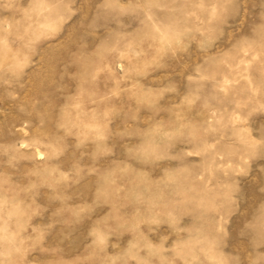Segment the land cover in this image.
<instances>
[{"label":"rangeland","instance_id":"374dc122","mask_svg":"<svg viewBox=\"0 0 264 264\" xmlns=\"http://www.w3.org/2000/svg\"><path fill=\"white\" fill-rule=\"evenodd\" d=\"M0 264H264V0H0Z\"/></svg>","mask_w":264,"mask_h":264}]
</instances>
